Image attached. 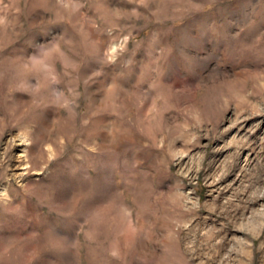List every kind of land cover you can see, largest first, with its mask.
<instances>
[{
  "label": "rangeland",
  "instance_id": "rangeland-1",
  "mask_svg": "<svg viewBox=\"0 0 264 264\" xmlns=\"http://www.w3.org/2000/svg\"><path fill=\"white\" fill-rule=\"evenodd\" d=\"M0 264H264V0H0Z\"/></svg>",
  "mask_w": 264,
  "mask_h": 264
}]
</instances>
